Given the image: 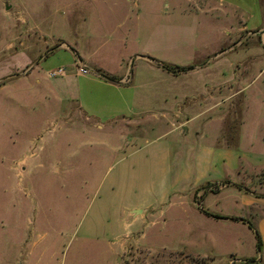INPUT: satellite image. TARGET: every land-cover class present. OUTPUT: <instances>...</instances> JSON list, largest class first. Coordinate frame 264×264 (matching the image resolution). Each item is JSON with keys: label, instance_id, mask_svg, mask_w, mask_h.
<instances>
[{"label": "rangeland", "instance_id": "rangeland-1", "mask_svg": "<svg viewBox=\"0 0 264 264\" xmlns=\"http://www.w3.org/2000/svg\"><path fill=\"white\" fill-rule=\"evenodd\" d=\"M235 23L195 0H0V264H264V42ZM75 37L130 57L156 94L141 119L65 103L48 73Z\"/></svg>", "mask_w": 264, "mask_h": 264}, {"label": "crops", "instance_id": "crops-1", "mask_svg": "<svg viewBox=\"0 0 264 264\" xmlns=\"http://www.w3.org/2000/svg\"><path fill=\"white\" fill-rule=\"evenodd\" d=\"M195 6L199 11L208 10L209 12H213L221 10L224 14L230 13L237 22L235 23V27L238 33L245 32L246 38L248 37L251 40L258 38L262 43L264 42V0H195ZM147 31L148 29L145 32ZM159 31L160 35L163 34L162 38L163 42H165V27H160ZM229 31L230 28L226 31V34H229ZM84 43L88 46L87 50H84L86 47H82ZM84 43L82 42L81 44V40L75 37L71 41V44L63 41L56 46V49L70 50L77 59V64L71 66V72L65 73L64 68H61L64 70V74L60 77L62 78L61 82L64 86L65 103L72 106L85 119L88 118L87 116L99 117L105 118V121L109 123L132 118L141 119L143 104L151 103L156 98V94L150 91L147 92L146 97H144L145 93L141 94V87L137 82L138 80L131 72L132 65H128L130 57L126 59L125 65H105L104 58L114 60L110 54L111 50L108 48L99 53L101 50L100 46H95L92 41H84ZM236 45L239 46L238 43ZM134 58L139 62L152 63L153 65L138 66L139 68L144 66H147V69L153 68L152 71L155 74L163 76L165 80L168 77L175 79L180 75H171L162 71L156 66L155 62L149 60L148 55L135 54ZM78 68H84L86 73H78ZM139 73L140 71L137 72V75ZM100 75L113 78L115 82L104 79ZM126 78L129 82L124 85L122 81ZM101 124L103 125L105 123L103 122ZM163 148L164 173L171 178L172 167L169 143H166ZM179 172L181 174L184 170L179 169ZM134 211L137 210L132 209L129 214L134 213ZM140 212L142 213V211ZM221 218H236L237 222L232 221V219L228 221L242 223V219L236 216H225ZM224 221L226 220L224 219ZM135 222L136 218L132 223ZM123 248L124 245H122L121 249L123 250ZM118 252L119 250L116 252V256H118Z\"/></svg>", "mask_w": 264, "mask_h": 264}, {"label": "trees", "instance_id": "trees-1", "mask_svg": "<svg viewBox=\"0 0 264 264\" xmlns=\"http://www.w3.org/2000/svg\"><path fill=\"white\" fill-rule=\"evenodd\" d=\"M149 60L155 62L156 66L158 68H160L162 71H164V72H166L168 74H171V75H178V74H181V73L189 72V71L194 69L193 66H188V67H185V68L170 67V66H167V65L159 64L156 61H154L153 59H149ZM101 77H103L104 79H107V80L115 82V80L113 78H108V77H104V76H101ZM207 216H210L211 218H214L216 220L221 218V217H218V216H211V215H207ZM241 222L243 223L242 220H241ZM247 226H248L249 229H251L250 225H247ZM260 246H261L260 240H259L258 236L255 234V248H256L257 252H259ZM253 263H254L253 260H250V261L246 262V264H253ZM258 263L260 264V262H258Z\"/></svg>", "mask_w": 264, "mask_h": 264}, {"label": "built area", "instance_id": "built-area-1", "mask_svg": "<svg viewBox=\"0 0 264 264\" xmlns=\"http://www.w3.org/2000/svg\"><path fill=\"white\" fill-rule=\"evenodd\" d=\"M78 70V73H80V74H85L86 73V70L84 69V68H78L77 69ZM64 74V70L63 69H61V68H58V69H55V70H52V71H49V73H48V77L49 78H51V79H54V78H57V77H60V76H62ZM128 79L126 78V79H124L123 81H122V84H128Z\"/></svg>", "mask_w": 264, "mask_h": 264}, {"label": "water", "instance_id": "water-1", "mask_svg": "<svg viewBox=\"0 0 264 264\" xmlns=\"http://www.w3.org/2000/svg\"><path fill=\"white\" fill-rule=\"evenodd\" d=\"M139 212H140V211H138V210H137V211H134V213H139Z\"/></svg>", "mask_w": 264, "mask_h": 264}]
</instances>
